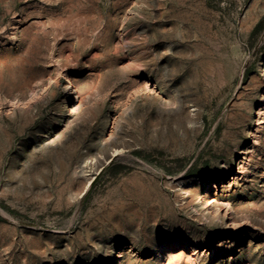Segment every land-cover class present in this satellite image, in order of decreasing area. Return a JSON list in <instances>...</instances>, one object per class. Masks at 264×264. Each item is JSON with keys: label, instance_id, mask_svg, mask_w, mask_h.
<instances>
[{"label": "rangeland", "instance_id": "obj_1", "mask_svg": "<svg viewBox=\"0 0 264 264\" xmlns=\"http://www.w3.org/2000/svg\"><path fill=\"white\" fill-rule=\"evenodd\" d=\"M0 264H264V0H0Z\"/></svg>", "mask_w": 264, "mask_h": 264}, {"label": "bare ground", "instance_id": "obj_2", "mask_svg": "<svg viewBox=\"0 0 264 264\" xmlns=\"http://www.w3.org/2000/svg\"><path fill=\"white\" fill-rule=\"evenodd\" d=\"M72 86V85H71Z\"/></svg>", "mask_w": 264, "mask_h": 264}]
</instances>
